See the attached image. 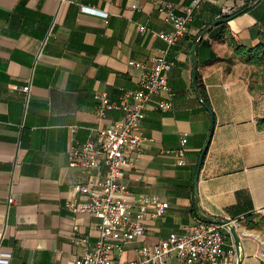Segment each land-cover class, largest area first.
<instances>
[{
    "label": "crops",
    "instance_id": "0c3cea01",
    "mask_svg": "<svg viewBox=\"0 0 264 264\" xmlns=\"http://www.w3.org/2000/svg\"><path fill=\"white\" fill-rule=\"evenodd\" d=\"M163 3L183 14L190 0H0V250L11 254L9 264H75L96 242L99 219L73 216L66 208L71 187L89 178L70 165L69 148L123 117L110 111L97 120L94 95L106 92L119 100L137 87L139 71L128 61L150 65L162 51L173 63L168 74L172 108L161 112L156 101L148 106L141 128L153 142L134 165L123 168L122 181L132 194L159 196L169 209L160 220L145 222V235L129 243L113 264L138 263L140 247L154 246L195 221L194 177L207 143L197 186L199 208L210 219L234 222L241 264H264V130L257 127L264 119V94L250 91L239 59L218 60L233 53L227 35L246 47L258 42L264 0L202 3L189 23L191 33L173 46L152 34L172 30L159 11ZM80 5L108 17L82 13ZM224 6L233 14L246 10L226 23L221 40H212L220 28L207 29L196 53L214 125L194 91V47L203 30L224 18ZM136 24L152 33L138 32ZM27 85L26 108L22 88ZM183 133L189 137L180 166L175 151ZM9 197L16 204L7 211ZM232 243L227 235V244Z\"/></svg>",
    "mask_w": 264,
    "mask_h": 264
},
{
    "label": "built area",
    "instance_id": "2783aa9c",
    "mask_svg": "<svg viewBox=\"0 0 264 264\" xmlns=\"http://www.w3.org/2000/svg\"><path fill=\"white\" fill-rule=\"evenodd\" d=\"M209 1L190 0L183 14H178L172 4H160L159 11L165 14V21L172 28L170 32L152 33L140 24H136V29L143 34L152 33L173 46L191 33L189 23L195 10ZM79 10L104 19L108 17L106 12L89 6L80 5ZM222 14L224 18L232 16L233 10L224 6ZM46 44L47 40L42 42L41 50ZM166 54L162 51L152 57L150 65L130 59L128 66L139 71L137 87L123 92L117 101L106 92L94 95L97 120H103L110 111H119L123 117L95 129L94 138L69 148L70 165L82 169L89 178L84 185L71 187L72 197L67 200L66 208L73 216L88 214L100 221L98 239L83 251L75 264H113L114 257L121 258L129 243L145 235V222L160 220L169 209V203L159 196L132 194L122 181L123 168L134 165L137 156L153 142L144 136L141 128L148 106L156 101L161 112L172 108L174 94L168 74L173 63L166 59ZM30 90V85L22 88L26 108L31 99ZM188 137V133L182 134L181 147L175 151L180 166L185 164ZM15 204L16 200L9 197L7 211ZM227 235L230 232L225 225L196 217L193 223L181 225L179 231L170 233L158 244L140 247L137 250L140 261L134 264H167L171 259L177 264H236V247L233 243L227 244ZM10 258L11 254L0 250V264H9Z\"/></svg>",
    "mask_w": 264,
    "mask_h": 264
},
{
    "label": "trees",
    "instance_id": "16d2710c",
    "mask_svg": "<svg viewBox=\"0 0 264 264\" xmlns=\"http://www.w3.org/2000/svg\"><path fill=\"white\" fill-rule=\"evenodd\" d=\"M244 10H246V8ZM241 12L242 11H239L236 14L239 15ZM225 25L226 24H219L214 27L215 29L220 28V30H219V33L213 36L212 40H221L224 38V36H226ZM207 32L208 31H205L206 34ZM227 42H228L229 47L233 50V53L230 57L218 59L219 61L231 63L234 59L237 58L240 61H243L245 64L251 65L253 67H259V66L264 65V23L262 25L261 31L258 34V42L254 46L246 47L240 44L239 42H237L232 35H227ZM194 91L197 97L200 99V102L211 112L212 117H213V124L215 125V116L212 111L210 100H209L206 88L203 84L202 78L200 77L198 72L196 74ZM250 91L252 92L251 88H250ZM257 127L259 130H264V119H261L257 122ZM206 153H207V150L205 151L204 157ZM192 213L196 217H199L201 220L205 222H209V220L203 218L200 215L199 210L196 206L195 200L192 204Z\"/></svg>",
    "mask_w": 264,
    "mask_h": 264
},
{
    "label": "water",
    "instance_id": "95a60500",
    "mask_svg": "<svg viewBox=\"0 0 264 264\" xmlns=\"http://www.w3.org/2000/svg\"><path fill=\"white\" fill-rule=\"evenodd\" d=\"M259 1V0H258ZM244 10H242L243 12ZM238 14H235V15H232V16H228L226 18H222L220 20H217V21H214L212 22L205 30H203L198 38H197V41H196V44H195V47H194V71H193V87H194V84H195V79H196V74H197V56H196V53H197V46L201 40V38L204 36L205 34V31H207V29L211 28V27H214L216 25H219V24H226L228 23L229 21H231L232 19H234ZM200 100V99H199ZM213 126V124H212ZM207 147H208V143L206 144V146L203 148L202 150V153L200 155V158H199V161H198V165H197V170H196V174H195V177H194V198H195V203H196V206L199 210V213L200 215L209 220V222H212V223H220V224H223L226 226V228L228 229V231L230 232V236L231 238L233 239L234 241V244H235V247H236V252H237V256H236V264H241V262L243 261V252H242V249H241V243H240V239H239V236L236 232V228L234 226V222H229V221H225V220H215V219H210L208 218L207 216H205L200 208H199V205H198V194H197V186H198V180H199V173H200V170H201V166H202V163H203V159H204V154H205V151L207 150Z\"/></svg>",
    "mask_w": 264,
    "mask_h": 264
},
{
    "label": "rangeland",
    "instance_id": "374dc122",
    "mask_svg": "<svg viewBox=\"0 0 264 264\" xmlns=\"http://www.w3.org/2000/svg\"><path fill=\"white\" fill-rule=\"evenodd\" d=\"M241 62L242 64H245L243 61ZM243 77L249 88H251L253 94H264V65L253 67L245 64Z\"/></svg>",
    "mask_w": 264,
    "mask_h": 264
}]
</instances>
